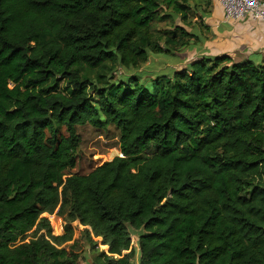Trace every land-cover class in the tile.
<instances>
[{"label":"trees","instance_id":"16d2710c","mask_svg":"<svg viewBox=\"0 0 264 264\" xmlns=\"http://www.w3.org/2000/svg\"><path fill=\"white\" fill-rule=\"evenodd\" d=\"M211 9L0 0V264H264V57L114 77L202 44ZM84 124L120 155L73 174Z\"/></svg>","mask_w":264,"mask_h":264},{"label":"rangeland","instance_id":"374dc122","mask_svg":"<svg viewBox=\"0 0 264 264\" xmlns=\"http://www.w3.org/2000/svg\"><path fill=\"white\" fill-rule=\"evenodd\" d=\"M174 23H178L177 18L174 19ZM205 24L207 23L205 22ZM156 27L158 29H168L169 21L158 23ZM185 27L190 30V26ZM206 35L204 36L202 44L191 47L190 49H183L176 55L150 54L148 61L142 64L138 69H116V72H114L115 80L120 79V77L126 79L131 74H137L140 81L148 86L150 79L156 74H168L172 69L185 66L189 61L197 59V55L205 51V43L208 40ZM76 130L80 138V143L76 152L77 163L75 168L70 171L71 173L80 175L86 174L104 161L111 160L113 157L120 155L118 148V133L114 127L111 126L106 131H101L89 124H84L78 126ZM53 224L54 231L59 234L61 232L62 223H60L57 218H53ZM72 225L74 226V223ZM133 236L134 240L132 241V247L137 249L136 236ZM99 249H106V247L99 246ZM90 258L91 255L89 253L85 254V256L80 259V264H88ZM134 264H136V262H134Z\"/></svg>","mask_w":264,"mask_h":264},{"label":"crops","instance_id":"0c3cea01","mask_svg":"<svg viewBox=\"0 0 264 264\" xmlns=\"http://www.w3.org/2000/svg\"><path fill=\"white\" fill-rule=\"evenodd\" d=\"M205 22L209 26L206 36L208 40L205 51L196 58L202 55H227L235 61L250 60L257 63L264 57V24L246 18L236 22H224L222 9L213 0L210 16Z\"/></svg>","mask_w":264,"mask_h":264},{"label":"built area","instance_id":"2783aa9c","mask_svg":"<svg viewBox=\"0 0 264 264\" xmlns=\"http://www.w3.org/2000/svg\"><path fill=\"white\" fill-rule=\"evenodd\" d=\"M213 1L220 5L224 22H236L246 18L264 24V0ZM133 240L134 236L131 237V243Z\"/></svg>","mask_w":264,"mask_h":264}]
</instances>
